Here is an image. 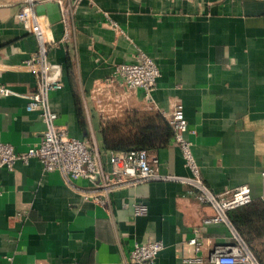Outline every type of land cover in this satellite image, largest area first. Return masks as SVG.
Here are the masks:
<instances>
[{
  "label": "crops",
  "instance_id": "crops-1",
  "mask_svg": "<svg viewBox=\"0 0 264 264\" xmlns=\"http://www.w3.org/2000/svg\"><path fill=\"white\" fill-rule=\"evenodd\" d=\"M26 3L0 0V83L15 91L0 96V140L18 152L37 145L46 128L41 112L27 109L36 76L25 63L39 42L16 16ZM34 5L57 40L51 58L62 66L63 87L50 99L70 135L98 146L108 160L106 119L153 108L169 118L179 98L206 184L223 192L248 183L252 203L264 207V0H80L67 24L57 0ZM139 48L161 69L153 98L142 88L115 86L102 94L101 107L96 86ZM157 154L163 173L192 175L174 141ZM0 182V264H135V243L156 239L164 248L155 264H195L185 258L208 257L239 233L231 219L204 224L214 206L178 180L119 186L107 206L85 197L101 191L91 181L45 171L38 158L1 169ZM133 199L145 201L148 212L137 216L124 205ZM198 227L200 251L189 243ZM248 235L256 249L264 247V217Z\"/></svg>",
  "mask_w": 264,
  "mask_h": 264
},
{
  "label": "built area",
  "instance_id": "built-area-1",
  "mask_svg": "<svg viewBox=\"0 0 264 264\" xmlns=\"http://www.w3.org/2000/svg\"><path fill=\"white\" fill-rule=\"evenodd\" d=\"M60 4L63 20L67 24L80 0H57ZM109 16L108 12H105ZM17 18L28 31L34 34L39 42L34 56L26 61L35 71L36 88L27 95L28 110H39L46 122L42 140L25 152H18L15 146L0 140V170L6 168L14 170L17 161L28 163L32 158H38L45 171L60 170L67 178H85L101 190L92 197L95 202L107 206L111 200L112 192L119 186H130L153 180H178L194 186L199 201L214 206L216 213L203 219L204 224L228 223L229 212L232 209L246 205L253 201L250 184L243 183L232 189L217 192L204 181L199 164L195 157L193 141L188 133L191 131L186 115L185 106L181 99L173 101V108L168 118L174 128V143L181 148L186 164L190 167L192 175H178L163 173L160 170V158L157 153L144 149H131L122 152L110 151L108 160L96 145H88L81 138L70 135L65 126L58 122V112L53 108L50 92L63 87L62 66L51 58V52L57 44L52 26L46 15L36 11L34 0L28 3L17 13ZM110 17V16H109ZM113 25L117 23L111 20ZM68 30H66V35ZM161 69L156 60L145 50L138 49L134 59L116 65L114 74L101 80L95 88L99 96L98 102L102 107L105 99L103 93H110V88L124 86L127 90L142 88L147 98H153V90L158 84ZM15 91L6 83H0V96H8ZM106 95V94H105ZM107 97H111L106 95ZM264 177V171H263ZM1 185V182H0ZM125 206H131L135 215L146 214L148 204L139 199L125 201ZM195 235L189 239L196 251L203 248L202 239L199 238V227ZM235 241L218 244L208 256L195 254L185 258L186 262L195 264H260L259 260L247 245L240 234L234 230ZM164 248L162 240H148L136 242L131 250V260L135 264H155L156 258ZM11 260L13 256H8Z\"/></svg>",
  "mask_w": 264,
  "mask_h": 264
},
{
  "label": "trees",
  "instance_id": "trees-1",
  "mask_svg": "<svg viewBox=\"0 0 264 264\" xmlns=\"http://www.w3.org/2000/svg\"><path fill=\"white\" fill-rule=\"evenodd\" d=\"M103 141L107 151L122 152L131 149H144L157 153L174 141V128L169 119L159 109H128L121 114L106 119L102 127ZM229 214L231 221L249 243V247L264 264V247L259 250L251 244L249 229L264 217V207L248 203L237 207ZM240 212V213H238Z\"/></svg>",
  "mask_w": 264,
  "mask_h": 264
}]
</instances>
